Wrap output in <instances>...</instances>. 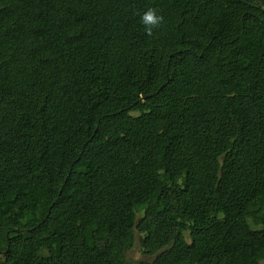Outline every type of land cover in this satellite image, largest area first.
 <instances>
[{
  "label": "trees",
  "instance_id": "1",
  "mask_svg": "<svg viewBox=\"0 0 264 264\" xmlns=\"http://www.w3.org/2000/svg\"><path fill=\"white\" fill-rule=\"evenodd\" d=\"M0 264H264V0H0Z\"/></svg>",
  "mask_w": 264,
  "mask_h": 264
},
{
  "label": "clouds",
  "instance_id": "2",
  "mask_svg": "<svg viewBox=\"0 0 264 264\" xmlns=\"http://www.w3.org/2000/svg\"><path fill=\"white\" fill-rule=\"evenodd\" d=\"M141 24L144 25L147 35L153 34V29L159 28L164 23L163 14L155 7H149L140 17Z\"/></svg>",
  "mask_w": 264,
  "mask_h": 264
},
{
  "label": "rangeland",
  "instance_id": "3",
  "mask_svg": "<svg viewBox=\"0 0 264 264\" xmlns=\"http://www.w3.org/2000/svg\"><path fill=\"white\" fill-rule=\"evenodd\" d=\"M185 240H186L187 243L190 242L189 233L185 234ZM127 256H128V258H131V259L146 258V256H144L143 253H142V250L140 248L138 240H137L135 246L131 250H129L127 252Z\"/></svg>",
  "mask_w": 264,
  "mask_h": 264
}]
</instances>
